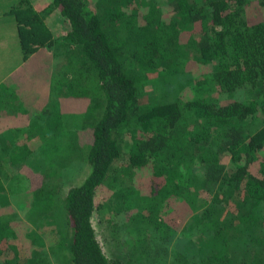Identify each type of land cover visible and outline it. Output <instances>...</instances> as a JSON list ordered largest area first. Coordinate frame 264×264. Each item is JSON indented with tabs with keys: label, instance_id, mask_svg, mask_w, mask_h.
<instances>
[{
	"label": "trees",
	"instance_id": "1",
	"mask_svg": "<svg viewBox=\"0 0 264 264\" xmlns=\"http://www.w3.org/2000/svg\"><path fill=\"white\" fill-rule=\"evenodd\" d=\"M9 7L29 82L0 108V264H264V0ZM225 209L243 222L221 252L168 248L190 210L220 228Z\"/></svg>",
	"mask_w": 264,
	"mask_h": 264
},
{
	"label": "rangeland",
	"instance_id": "2",
	"mask_svg": "<svg viewBox=\"0 0 264 264\" xmlns=\"http://www.w3.org/2000/svg\"><path fill=\"white\" fill-rule=\"evenodd\" d=\"M13 1L14 0H0V9L2 7H7V5H9ZM33 1L41 9H44V7L49 2V0H33ZM45 11H48V8H45V10L43 11L44 15L45 14L47 15L48 13H46ZM48 20H50L51 24H54V23H56L57 16L56 15L53 17L51 16L50 18H48ZM26 71H27V65L25 64L24 59L21 56L19 49L16 46L14 47V49L8 51L6 56H3L2 54H0V81L6 80L2 85H1L2 82L0 83V108L6 107V105L3 101V97L7 95L5 93H9V95H12V94H16V95L18 94L19 95L22 93V88L27 87L26 84H27V82H29V79L27 76H25ZM12 79H17L18 84L14 85V84L10 83ZM32 82L34 84L39 85L38 81H36L34 79L32 80ZM28 89H29V91H31L33 93L36 92L33 85L29 86ZM46 96L44 95L43 91L38 92L36 94L37 100H45ZM237 96H240L239 92H237ZM49 103L59 106V102H58L57 97H51L49 99ZM64 110L66 111L65 108H64ZM68 112L76 113L77 111L72 110V111H68ZM68 118H69L71 124L76 125L78 127L81 126L82 122H84L85 120L88 119V118L85 120L83 119L80 123L76 120L77 117H75V116L69 115ZM7 119H9V118H7L6 116H3L2 119H0V127L2 124L5 125V123H3V121H7ZM1 120H3V121H1ZM5 126H7V125H5ZM34 126H35V124H34V122H32L31 127H34ZM15 133H18V132H15ZM22 133H23V131H21L20 134H22ZM0 134L2 136L8 135L6 127H4V129L0 130ZM11 134H13V132ZM195 148H196L197 153H199L202 149L199 145L196 146ZM39 160H40V158H39ZM11 161H13V160H11ZM33 164H38V162L36 160H33ZM43 164H44V162H43ZM197 164H198L197 160H193L191 162V165H197ZM182 167L185 169V167H187V164L183 163ZM191 168L194 169L193 167H191ZM85 171H86V168H84V171L81 174H79L76 178L78 180H80L82 178L83 174L85 173ZM197 171H199V169L198 170H196V169L192 170L193 173H198ZM76 174H78V171ZM18 178H19V175L16 176L15 181ZM24 190H25V188L18 189L17 194L21 195ZM109 193H110L109 188L107 187V185H104L101 187L100 190L97 191L96 197H105V196H108ZM231 204H232V206L234 205L233 203H231ZM201 209H203V208H201ZM226 210L227 209L223 210V215L220 216V220L218 221L220 224L221 223H226V224L224 226H221L220 228L217 227L216 225H213L210 222L209 223H206L204 221L200 222L199 220H197V217L196 218L195 217L190 218V215L192 213H194V211H195V210H192V211L190 210L191 214L187 215V217L183 220V222L179 223L178 226L175 225L173 228V231H171L172 237L168 240V248L169 247L175 248V250H178L180 253L185 254V256H187L190 252H192L197 261L206 260L207 256L213 257L215 254L221 252L220 245L222 246V243L228 244L227 241H228L229 237L232 234H238L240 232V229H238V224L243 222V221L240 223L237 221L233 222V223L229 222V218L226 217L228 214L226 212ZM93 225L95 226V229L97 231V234H98L97 237L99 238L100 242L103 245L102 248L104 249V251L109 256L121 255L122 252L125 251V246H123L122 243H120V244H112L111 243V241H110L111 239L108 235V232H107L108 241H104L103 235L106 234L105 224L104 223L100 224L98 222V216L97 215L94 216V218H93ZM183 225H185V229L183 230V233H182ZM249 226L250 225H248V227ZM122 227L123 226H121L119 228V230H122ZM253 232L256 233L257 231L250 230L248 234H252ZM133 234L135 236L139 237L140 241H144L140 238V237H142V234H140L138 231H135ZM248 234H246L245 236H247ZM220 236L223 238L224 241L219 243L218 238H220ZM253 238L255 240H257L256 236H254ZM158 245L165 249V247L161 243H158ZM229 246H231V245H229ZM168 248H167V251H168ZM171 248H170V252L168 251L169 256L172 253ZM241 258H242V256L239 257V260ZM214 260H216V258Z\"/></svg>",
	"mask_w": 264,
	"mask_h": 264
},
{
	"label": "crops",
	"instance_id": "3",
	"mask_svg": "<svg viewBox=\"0 0 264 264\" xmlns=\"http://www.w3.org/2000/svg\"><path fill=\"white\" fill-rule=\"evenodd\" d=\"M9 5L0 9V54L6 56L7 52L16 46L22 56L15 20L6 12L7 8H10Z\"/></svg>",
	"mask_w": 264,
	"mask_h": 264
}]
</instances>
